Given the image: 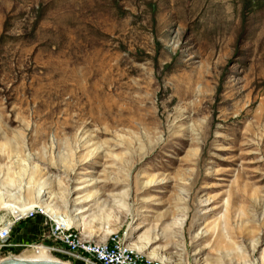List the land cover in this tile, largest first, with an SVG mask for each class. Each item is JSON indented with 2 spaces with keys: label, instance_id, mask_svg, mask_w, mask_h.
<instances>
[{
  "label": "rangeland",
  "instance_id": "1",
  "mask_svg": "<svg viewBox=\"0 0 264 264\" xmlns=\"http://www.w3.org/2000/svg\"><path fill=\"white\" fill-rule=\"evenodd\" d=\"M36 207L170 264H264V0H0V228Z\"/></svg>",
  "mask_w": 264,
  "mask_h": 264
},
{
  "label": "built area",
  "instance_id": "2",
  "mask_svg": "<svg viewBox=\"0 0 264 264\" xmlns=\"http://www.w3.org/2000/svg\"><path fill=\"white\" fill-rule=\"evenodd\" d=\"M40 212L45 217L38 242L11 243V228L22 220L31 219ZM59 214V213H58ZM57 213L45 214L40 208L17 215L10 224L0 228V262L14 258L12 253L3 256L2 251L12 247L19 250L44 249L50 256L67 264H170L159 258H151L143 252L128 247L120 232L110 234L104 240L85 239L79 232ZM64 216V214H62ZM59 216V217H58ZM14 244V245H12Z\"/></svg>",
  "mask_w": 264,
  "mask_h": 264
},
{
  "label": "crops",
  "instance_id": "3",
  "mask_svg": "<svg viewBox=\"0 0 264 264\" xmlns=\"http://www.w3.org/2000/svg\"><path fill=\"white\" fill-rule=\"evenodd\" d=\"M41 225L40 220L36 218L32 219L26 224L24 230L20 232L18 240L14 242H30L31 240L37 239L42 229Z\"/></svg>",
  "mask_w": 264,
  "mask_h": 264
},
{
  "label": "bare ground",
  "instance_id": "4",
  "mask_svg": "<svg viewBox=\"0 0 264 264\" xmlns=\"http://www.w3.org/2000/svg\"><path fill=\"white\" fill-rule=\"evenodd\" d=\"M82 189V188H81ZM84 198V197H83ZM87 198H84L83 199V201H85ZM73 207H75V204L74 205H72ZM36 208H40L45 214H48V215H50L51 213H59L58 215H60L62 218H63V220H65V221H67L68 223H69V218L68 217H66L65 215L63 216L60 212H57V211H52V210H50V209H48V207H36ZM36 208H34V209H36ZM30 210H33V209H30ZM76 210H78V208L76 209ZM82 211H80L78 214H80ZM24 213V212H23ZM25 214V213H24ZM17 215H19V214H16L15 215V217L17 216ZM23 215V214H22ZM59 217V216H58ZM128 246V245H127ZM128 247H130V246H128ZM130 248H132V247H130ZM31 250H33L34 251V253H35V255H31L30 257H23V258H21V259H36V260H47V259H54V258H52V256L50 257V255L44 250V249H39V250H36V248H32ZM16 258H18V257H16ZM20 258V257H19ZM54 260H56V259H54ZM254 264H256V263H254Z\"/></svg>",
  "mask_w": 264,
  "mask_h": 264
},
{
  "label": "water",
  "instance_id": "5",
  "mask_svg": "<svg viewBox=\"0 0 264 264\" xmlns=\"http://www.w3.org/2000/svg\"><path fill=\"white\" fill-rule=\"evenodd\" d=\"M0 264H67L60 260L47 259V260H36V259H21V258H8L0 262Z\"/></svg>",
  "mask_w": 264,
  "mask_h": 264
}]
</instances>
